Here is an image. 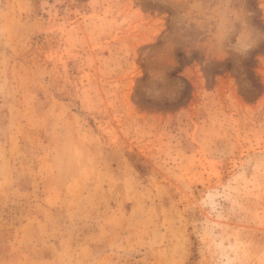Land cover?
Segmentation results:
<instances>
[{
    "label": "rangeland",
    "instance_id": "374dc122",
    "mask_svg": "<svg viewBox=\"0 0 264 264\" xmlns=\"http://www.w3.org/2000/svg\"><path fill=\"white\" fill-rule=\"evenodd\" d=\"M0 264H264V0H0Z\"/></svg>",
    "mask_w": 264,
    "mask_h": 264
}]
</instances>
